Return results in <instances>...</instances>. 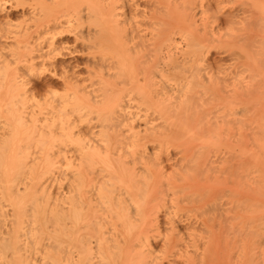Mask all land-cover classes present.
I'll list each match as a JSON object with an SVG mask.
<instances>
[{
    "label": "bare ground",
    "instance_id": "bare-ground-1",
    "mask_svg": "<svg viewBox=\"0 0 264 264\" xmlns=\"http://www.w3.org/2000/svg\"><path fill=\"white\" fill-rule=\"evenodd\" d=\"M169 1L172 21L143 41L141 22L125 14H140L133 0H0V264H264V107L243 119L235 114L241 96L251 108L264 100V0H216L207 9L201 4L200 14L197 0L156 4ZM226 7L235 8L225 14ZM213 9L220 17L209 18ZM84 11L104 26L118 59L112 77L104 64L93 68L91 90L58 62L72 55L64 52L69 37L83 38L76 27ZM209 19L219 22L216 30ZM181 43L183 58L175 53ZM216 43L244 55L248 80L203 68ZM38 65L63 72L52 73L64 93L50 109L27 106L38 93L31 83ZM93 110L110 129L102 149L82 145L85 136L75 132ZM251 124L256 151L239 148L248 162L217 161L235 149L228 135L236 129L244 144ZM116 142L114 155L109 143L116 149ZM172 152L179 165L166 171ZM246 178L252 197L241 200L235 185ZM159 214L171 230L163 239L155 235ZM135 218L140 229L132 233ZM113 220L128 225L122 241L103 232Z\"/></svg>",
    "mask_w": 264,
    "mask_h": 264
},
{
    "label": "rangeland",
    "instance_id": "rangeland-1",
    "mask_svg": "<svg viewBox=\"0 0 264 264\" xmlns=\"http://www.w3.org/2000/svg\"><path fill=\"white\" fill-rule=\"evenodd\" d=\"M50 1H51V3L52 2L58 3V1H60V0H50ZM133 1H134V3L139 4L140 14H138L137 16L134 17L132 12L128 8L125 10L126 11L125 14L128 18L129 23L135 24V20H137L138 23L141 22V29L143 30V33H142L143 41L149 40L152 33L156 32L157 29L159 30V29H163V28L167 27L168 23H170L172 21L170 14H172V12H173L172 9H174V8H173V5L170 4L171 3L170 1H169V4L171 6H169V4H168V6L171 9L167 8L168 6L164 5L163 3H161L160 5L157 6L156 0H133ZM215 1L216 0H197V4H196L197 5V10H196L197 13L200 14L199 11L201 10V8H200L201 4H202V7L207 9V7L209 5L214 7L215 3H216ZM178 3H179V0H178ZM117 7L120 10V7H121L120 4H118ZM155 8L157 11L155 10ZM234 8L233 9L230 8V9L234 10ZM81 9L82 10L85 9V6L83 5L81 7ZM153 9H154V11H156L155 12L156 14H152ZM230 9H229V7H226L225 14H228L227 11L230 13V11H231ZM61 10L63 12V14H62V16H63L65 14L64 13L65 9L63 8ZM119 10L116 12L117 16H119L120 14L122 15L121 10H120V12H119ZM141 13H146L145 14L146 16L141 18L140 17ZM59 15L61 16V14H59ZM216 16L220 17L219 15H217L214 12V9H213L212 12L209 13V18L212 19ZM68 18H70V17H67L66 19H68ZM83 18L85 19V21H83L84 23H82L83 26L82 27H76V34L78 32L77 36L80 37V34L82 32L81 35L83 36V38L82 39L79 38L78 41L75 42V40L72 37H69L66 40L68 42L65 41L67 43L66 45H68V46H66V47H68V50L64 51V52L65 53L70 52V53H72V55L71 56L67 55V57L65 59L59 60L58 62H60V63L63 62V64L66 67L68 66L67 69L69 70L68 75L70 76V78L73 76L77 77L79 82L84 83V84L81 83V85L86 87L87 90H91V87L93 86V85H91V83L93 81H95L96 79H98V77L94 76L93 68L97 69L98 67H100L101 64H104L105 69L103 72H104L105 76L110 75V77H112L113 71L110 68L117 66L118 59H117L116 52L112 48V46L107 45V43L105 42L106 37H107V31L104 28V26L97 25L96 22L92 21V20H91L92 22L90 21L91 22L90 23L89 20L86 19L87 18L86 11H84ZM222 18H224V16ZM196 19H199V15ZM119 20L121 21L122 18ZM209 20H208L209 23L207 22L208 23L207 25H210V27H211V28H209V30L212 28L213 29L215 28L214 30H216L217 27L219 26V22L218 21L213 22L212 20H210V21ZM72 22L74 24H76L75 21H72ZM200 28L201 27L199 26V29ZM154 30H156V31H154ZM179 37H180V35L176 36L177 42H179V40H180ZM85 38L87 39L86 41H85ZM183 47H184V43H183V45H182V43L179 44L180 50L175 52V53L178 52L177 55L180 58L181 57L183 58L185 56L184 55L185 48H183ZM145 55H146V57L149 55L148 50L145 51ZM243 56L244 55L238 49L230 48L227 46H221V45L219 46L216 43V44L210 45L209 49L206 50V52L204 53V55L201 59L202 60V66H203V68H206L207 69L206 71L210 75H212L213 77L218 76L220 71L228 70L231 72L235 71V73L241 74L244 79L246 78V80H248L247 78H249L250 74L248 72H244V70L241 68V66H243V63H244L243 62L244 61ZM44 66L38 65L37 72H36L37 76H34V77H32L33 79H31V83H33V86L36 88L38 93L36 94L35 98H32V95L29 94L31 97L28 95L29 96L28 97L29 102L27 104V106H30V107H38V104H39L40 105L39 107H41L42 110H45L46 108L50 109V104H55V103L58 104L57 102H59L58 100H59L60 94L64 93L63 84L61 83V81H58L56 77H53V74H52V73L56 72L57 77H58V75L62 76L63 72L61 71V68L57 67L54 71L53 70L54 68H52V66H48V65H44ZM75 66L77 68H75ZM96 71H98V70H96ZM73 73L75 75H73ZM88 76H94V79L92 81H90V80L87 81ZM46 85H49L50 88L49 89L46 88ZM241 97L237 99V102L240 99L239 103H238L239 105H237L235 108V114H237L238 117L241 116L238 119H241V118L243 119L245 116L249 115V113H252L254 109L259 108L261 110L264 107V104H263L264 100L262 103L258 102V104L256 101H254L255 103L253 102V105L251 108V104H252L251 102H250V104L245 103V100L247 99L246 95H244L242 97L244 100H241L242 99ZM54 101H57V102H54ZM251 109H252V112H250ZM256 113H258V112L254 111V113H252V114L255 115ZM237 116H236V118H237ZM43 117H46V116H40V118H43ZM238 119H236V120H238ZM3 121H4L3 119H0V125L2 123H4ZM105 123L106 122L104 121L103 117L100 116L98 113H96L95 110L89 112L84 117L83 122L78 124V128L75 130V132H81L86 138L85 141L82 142L81 144L82 145L92 144V145H95L97 147H100L101 149L103 148L104 145H107V142L104 140L103 135H104L105 130H107V132H110V129H107L108 128L107 126H106V128H104ZM237 127H238V125L236 126V128ZM249 127H251V128L246 127V130H244L245 135H247V137H246L247 139L245 140L244 144H243L244 140H243V142H242V140L240 141L241 138H239L236 129L233 132V134L228 135V138L230 140L228 143L231 146H233L235 149L231 153H228L226 150L224 152L220 153L216 158L217 161L222 160L223 158H226L229 161H231L232 164L234 163L235 166L237 164H240L241 162H248L247 161L248 158L244 154L239 153V148H243L244 150H247V151H256L252 137L255 134H257V129L255 128V124H251V126H249ZM116 145H117V147L115 149V145L109 143L108 152L116 155V153L118 152V142H116ZM75 149H76V146L70 147L68 149L69 154L70 155H72V154L76 155ZM36 151H38V148H36V147H34L33 149L30 150V152L33 153L32 156H34ZM212 160H214L213 156H212ZM178 165L179 164H178V158L176 156V152H172L171 162L165 163V169H166V171H170L173 167H177ZM239 166H241V165H239ZM253 174L250 176L252 177ZM247 183H248V179L246 178V179L239 181L235 185V188H236L235 194H236L238 199H241V200H244V198H247V200L251 199V197H252L251 187L247 186ZM228 186L232 187L233 183H229ZM164 216L165 215H163V214H159V219L156 222L157 224H155L156 227L158 226L157 228H155V229H158L157 230L158 232L157 231H156L157 233L154 232V233H156L155 235L157 237H158L157 234L160 233V236L162 239H163V236L166 237V234H167V236H168V234L169 235L171 234L170 233L171 230L169 229L170 226H168V223H167L166 218ZM135 220H136V218H135ZM134 221H133V223L131 221V223H132L131 227H130L131 230H129L128 228H126V226H128V225L124 224L123 220H113L111 223L104 226L106 228L103 230V232L104 233L106 232L105 236H107V238L110 241L113 240V238H116V239L122 241L121 235H126L125 233H127L128 230L132 232V230H133L132 228L135 227L134 229H137V230H135L134 232H137L140 229L139 228L140 226H137V224L140 225V223L137 220H136V222H134ZM193 224H195L194 218H192V221H190L189 223H184V224L178 225V227H177L178 231L176 229L175 230L177 231V234L180 233L182 235L186 232V228L188 226L193 225ZM151 226L154 230V225H151ZM141 227H143V225H141ZM147 227H145V228H147ZM149 227L147 228L148 230L150 229ZM84 230L85 229L82 228L80 231H84ZM153 230H151V231L153 232ZM134 232H132V233H134ZM173 232L176 235L175 231H173ZM151 233L149 235H151ZM153 234H152V236H153ZM127 235H128V233H127ZM161 238L159 237L155 241L156 242V246H155L156 250H154L155 251L154 256L158 257V258L160 256L162 257V255H161L162 254V248L161 247H162L163 241L161 240ZM159 245L161 247H159ZM52 254H54V251L52 252ZM162 263L167 264L168 262L166 263V261H162Z\"/></svg>",
    "mask_w": 264,
    "mask_h": 264
}]
</instances>
